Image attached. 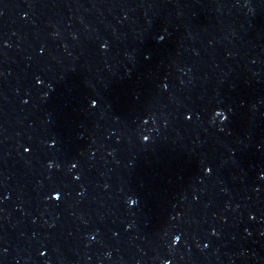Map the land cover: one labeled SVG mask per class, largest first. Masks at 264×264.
<instances>
[{
    "label": "water",
    "instance_id": "obj_1",
    "mask_svg": "<svg viewBox=\"0 0 264 264\" xmlns=\"http://www.w3.org/2000/svg\"><path fill=\"white\" fill-rule=\"evenodd\" d=\"M0 264H264V0H0Z\"/></svg>",
    "mask_w": 264,
    "mask_h": 264
}]
</instances>
